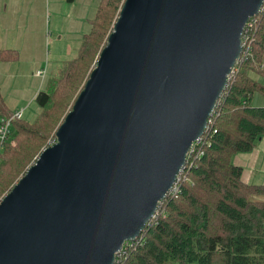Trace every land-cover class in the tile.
Here are the masks:
<instances>
[{
	"label": "water",
	"instance_id": "1",
	"mask_svg": "<svg viewBox=\"0 0 264 264\" xmlns=\"http://www.w3.org/2000/svg\"><path fill=\"white\" fill-rule=\"evenodd\" d=\"M264 0H123L95 66L0 199V264H115L172 190Z\"/></svg>",
	"mask_w": 264,
	"mask_h": 264
},
{
	"label": "trees",
	"instance_id": "2",
	"mask_svg": "<svg viewBox=\"0 0 264 264\" xmlns=\"http://www.w3.org/2000/svg\"><path fill=\"white\" fill-rule=\"evenodd\" d=\"M122 3L123 0H98L78 55L64 61L56 74L47 78L44 89L35 95L40 113L31 123L13 120L8 140L0 152V168H3L0 187L15 172V161L23 160L28 154L30 141L37 142L36 130L50 123V117L66 105L64 100H72L82 89ZM262 9L255 29L249 32L246 44L249 49L242 52L234 67L238 72L230 76L210 117L202 155L181 172L186 174V180L182 183L178 180L179 193L162 201L165 212L146 225L138 240L125 244H132L129 252H125L126 260H119L117 255L116 264H264V201H255L249 195H264V185L245 183L242 168L231 162L233 154L251 151L264 135V106L251 104L257 92H264V83L255 78H264V4ZM16 57L13 49L0 51L1 60ZM12 112L0 92V118ZM199 187L218 198L212 213L199 197L202 193ZM181 201L191 204L195 210H184ZM213 215L215 219L211 221Z\"/></svg>",
	"mask_w": 264,
	"mask_h": 264
},
{
	"label": "rangeland",
	"instance_id": "3",
	"mask_svg": "<svg viewBox=\"0 0 264 264\" xmlns=\"http://www.w3.org/2000/svg\"><path fill=\"white\" fill-rule=\"evenodd\" d=\"M40 2H42L43 4L39 8H44L42 11V17H44V27H39L36 33H38V35L40 33L39 38L44 51L42 66L43 68L46 67L45 79H47V77L56 74V71L63 65L64 61L73 59L78 55L82 36L89 31V19L93 18L95 14L98 0H74L72 3H68L66 0H46L45 3L44 1ZM109 29L111 30L112 26H110ZM107 37L108 33L103 39L100 47H102L104 42L107 40ZM96 54L98 57L99 53ZM95 63L96 61L91 64L90 69L87 73L88 76L92 68L95 66ZM237 72L238 68L233 70L231 76H234ZM255 78L262 80L259 76H256ZM34 82L35 80L32 78L21 80L18 78V76L6 77L2 82H0L1 93L3 99H5L4 101L6 106L10 108V110L13 109L11 110L13 112H19L23 110V120L29 123H31L40 113L39 107L34 101V96L38 93L39 90L44 89L45 86V82L43 80L41 82V79L36 78L37 86L35 88ZM79 92H77L74 96L75 99ZM74 98L72 100L70 99L69 101V98L64 100L66 105L63 106V109L61 111H59L53 117H50L52 118L50 123H48L47 125L44 123V127L41 126L39 130H36V133L39 137L37 142L35 139L30 141L29 145L27 146V149L29 150L28 154L24 156L23 160L17 159L15 161V164L13 165L15 172L7 177L3 182L4 186L0 187V199L12 188V186L18 181V179L25 173L28 167L36 161L41 151L45 147L49 146L52 142H54L56 130L63 121L65 117L64 115H66L67 111L72 107L74 103L73 101H75ZM251 104L253 106H263L264 92H257L253 96ZM12 144V146L16 147L15 143ZM5 170L6 169H4V171ZM1 171H3V168L1 169ZM178 179L179 182L182 183L184 180H186V174H179ZM178 184L177 192L173 194L171 190L170 193H168L167 197L172 198L179 193L180 185ZM199 188V190H201L202 192L200 193L199 197L207 203V205L209 206L208 208L212 213L214 204L216 202V199L218 198H216L214 193L208 191L207 189L204 190V188L202 187ZM249 195L251 196V199L255 201H264V195ZM182 203L183 202L181 201V204ZM182 205L183 209L189 212L195 210V208L191 204ZM164 212L165 205H163V203L161 202V204L158 205L157 211L153 218L155 219L157 216L162 215ZM153 218L149 223H152V221L154 220ZM214 219L215 216L213 215V217H211V221H213ZM213 226L216 227V224L214 223ZM131 245L132 244H130L129 246L125 245V249H123V251L121 250L117 254L119 260H126V255L129 252ZM126 251L127 253H125Z\"/></svg>",
	"mask_w": 264,
	"mask_h": 264
},
{
	"label": "crops",
	"instance_id": "4",
	"mask_svg": "<svg viewBox=\"0 0 264 264\" xmlns=\"http://www.w3.org/2000/svg\"><path fill=\"white\" fill-rule=\"evenodd\" d=\"M40 1L46 2V0H0V51L13 49L17 55L15 60L0 59V82L6 77L18 76L21 80L34 79L35 88L36 78L46 83V67L42 66L44 51L39 38L40 33L39 35L36 33L39 27H44L42 17L44 8H39L43 4ZM39 69L44 70L42 77L37 75L36 71ZM260 78L262 80H257L263 83L264 78ZM231 162L242 168V180L245 183L264 185V135L257 140L251 151L233 154Z\"/></svg>",
	"mask_w": 264,
	"mask_h": 264
},
{
	"label": "built area",
	"instance_id": "5",
	"mask_svg": "<svg viewBox=\"0 0 264 264\" xmlns=\"http://www.w3.org/2000/svg\"><path fill=\"white\" fill-rule=\"evenodd\" d=\"M262 10H261V12H262ZM257 17H258V15L250 18L244 27L243 34H242V46H243L242 52L243 53L249 49V46H247L246 44L248 43L247 40H249V38H250L249 32H250V30L254 29V25L256 24ZM37 75L42 77L44 75V70L37 71ZM22 115H23V110H21L19 112H13L8 117L0 118V152H1V148L3 146V143L8 140L9 133H10V127L12 125L13 120L22 119ZM210 124H211V119L209 118L203 135L197 141H195L193 143L190 151L188 152L185 166L182 168L181 172L185 169L186 166L193 165L194 162L202 155V145L205 143L204 142L205 139L203 137H204L205 133H207L209 131L208 128L210 127ZM181 172H180V174H181ZM178 180L179 179L177 178L176 183L174 184V186L172 188L173 194H175L177 192Z\"/></svg>",
	"mask_w": 264,
	"mask_h": 264
}]
</instances>
